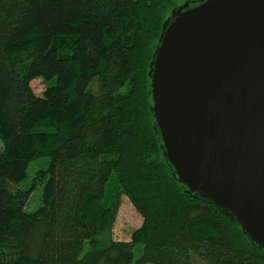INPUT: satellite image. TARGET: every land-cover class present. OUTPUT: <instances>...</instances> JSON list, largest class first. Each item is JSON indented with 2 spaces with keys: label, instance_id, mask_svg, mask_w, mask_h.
I'll list each match as a JSON object with an SVG mask.
<instances>
[{
  "label": "trees",
  "instance_id": "16d2710c",
  "mask_svg": "<svg viewBox=\"0 0 264 264\" xmlns=\"http://www.w3.org/2000/svg\"><path fill=\"white\" fill-rule=\"evenodd\" d=\"M186 1L0 0V264H264L175 180L154 129L150 63ZM123 197L143 219L126 242Z\"/></svg>",
  "mask_w": 264,
  "mask_h": 264
},
{
  "label": "water",
  "instance_id": "95a60500",
  "mask_svg": "<svg viewBox=\"0 0 264 264\" xmlns=\"http://www.w3.org/2000/svg\"><path fill=\"white\" fill-rule=\"evenodd\" d=\"M151 112L173 177L264 249V0H189L150 63Z\"/></svg>",
  "mask_w": 264,
  "mask_h": 264
},
{
  "label": "rangeland",
  "instance_id": "374dc122",
  "mask_svg": "<svg viewBox=\"0 0 264 264\" xmlns=\"http://www.w3.org/2000/svg\"><path fill=\"white\" fill-rule=\"evenodd\" d=\"M33 87L37 93H42L45 88V85L42 80L38 79L33 82ZM46 166H47L46 159H36L35 161H33L28 171V184L32 182V180L41 170V168L42 167L44 168ZM42 186H43L42 183H39L36 186V190L32 194L30 200V205H29L30 208L27 207V210L29 212L36 210V208L40 205L42 200V193H41ZM142 222H143L142 217L136 211V209L131 204V202L126 197H123L122 205L114 227V239L120 242L130 241L133 232L141 227ZM138 258L139 256L137 255L136 259Z\"/></svg>",
  "mask_w": 264,
  "mask_h": 264
}]
</instances>
